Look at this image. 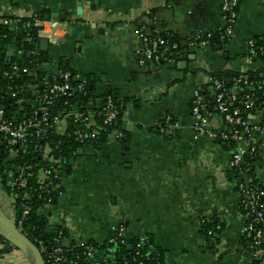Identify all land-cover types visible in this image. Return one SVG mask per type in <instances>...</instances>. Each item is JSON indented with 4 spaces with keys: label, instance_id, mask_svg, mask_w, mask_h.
<instances>
[{
    "label": "crops",
    "instance_id": "obj_1",
    "mask_svg": "<svg viewBox=\"0 0 264 264\" xmlns=\"http://www.w3.org/2000/svg\"><path fill=\"white\" fill-rule=\"evenodd\" d=\"M221 1L0 0V19L13 20L5 57L15 56L24 41V35L17 39V21L22 27L21 19L42 10L62 21L66 32L57 44L38 43L40 78L64 67L86 82L95 107L108 94L127 99L118 125L124 138L79 148L60 177L61 195L39 208L48 233L61 227L69 243L103 244L124 225L128 239L148 236L167 264H254L242 237L240 196L228 172L230 151L217 138L194 131L190 98L201 87L210 110L213 93L206 79L211 73L262 69L260 59L248 64L246 57L249 39L264 42V0H239L232 37L221 48L184 47L170 62H137L139 26L185 42L220 25ZM209 112L211 126L222 130L214 105ZM258 116L259 111L249 114L252 120ZM259 153L253 180L264 188V148ZM237 178L249 180L244 174ZM5 198L7 208L0 204V217L12 219ZM203 218L220 229L204 234ZM0 264L33 262L12 248L0 255Z\"/></svg>",
    "mask_w": 264,
    "mask_h": 264
},
{
    "label": "built area",
    "instance_id": "obj_2",
    "mask_svg": "<svg viewBox=\"0 0 264 264\" xmlns=\"http://www.w3.org/2000/svg\"><path fill=\"white\" fill-rule=\"evenodd\" d=\"M238 5L239 0H222L220 25L214 31L203 35H193L181 43L168 40L159 29L149 34L143 26H140L136 29V35L140 40L138 65L170 62L173 56L179 53L181 45L189 48L208 46L214 37L223 44L227 43L233 34ZM29 18L30 20L22 23L24 41H30L32 36H35L39 42L45 40L49 44H57L66 32V26L57 17L41 18L34 12ZM12 23V19H0V25L8 26L9 29ZM31 27L36 28L35 34L30 32ZM247 46V63L252 64L256 59H260L264 68V58H260V55H264V48L256 47L255 39H249ZM20 70L23 73L28 72L26 67L20 68L17 63H13L11 71L4 70L2 74L11 78ZM246 72L235 79L236 83L242 84L240 90L252 89L256 83L248 79ZM29 74L37 73L30 70ZM206 80L213 93L215 111L224 128L216 131L211 126L212 115L205 102L203 89L198 86L192 90L190 98L191 114L194 119L193 129L196 133L217 138L230 151L228 170L249 177L248 182L235 179L233 186L240 196L239 210L244 218L242 237L245 246L250 251L254 264H264V200H262L264 188L253 180L250 165L244 157L247 153L250 158H253L257 155L258 149L264 147V116L261 114L262 110H259L258 119L252 120L243 115L242 107H245L249 114L256 113L253 112L255 103L250 94L244 93L241 98H238L235 94H228L222 79L208 76ZM39 83H42L41 88L38 87ZM24 89L25 92L32 91L26 99L25 96L20 97L17 94ZM9 97L16 103L10 115L7 114L4 105L0 104V164H2L0 189L10 202L14 224L26 236L29 231L24 228L23 223L31 209L29 206L22 205L18 218L15 217L14 208L18 195L13 193V190L27 188L29 178L36 172L37 185H30L29 191L31 189L37 199H41L43 205L53 203L54 197L62 193L60 177L65 172V160L53 155L51 145L46 141V132L53 129L60 135L72 134L79 143L92 145L100 135V126H97L95 118L100 116L103 126L116 123L118 118L121 119L123 116L120 112L124 110V99L108 94L104 97L100 109H97L93 105L92 95L86 82L77 80L69 70L62 68L47 77L43 76L38 81L27 84L20 91L10 92ZM24 102L32 103L31 112L25 109ZM69 121L81 123L84 127L81 130H73L72 133L67 132ZM166 122L172 125L169 116ZM123 138L124 132L119 127L112 126L105 140L121 141ZM35 159L47 161L48 165L37 167L39 163L32 162ZM24 197L28 198L27 192ZM207 222L205 218L201 220L202 224ZM214 228L219 230L220 226L216 224ZM213 233L212 229L207 231L208 236ZM67 239L66 231L61 227L49 238H44L43 234L39 239L34 238L39 244L38 249L41 254H45V264H116L113 257L118 246L129 244L124 225H118L113 230L105 245L96 242L69 243ZM133 246L135 255H138L144 247L147 252L155 250L146 235L137 237ZM0 247H2L1 243ZM137 264L143 263L138 261Z\"/></svg>",
    "mask_w": 264,
    "mask_h": 264
},
{
    "label": "trees",
    "instance_id": "obj_3",
    "mask_svg": "<svg viewBox=\"0 0 264 264\" xmlns=\"http://www.w3.org/2000/svg\"><path fill=\"white\" fill-rule=\"evenodd\" d=\"M37 14V17L45 18L46 16L43 14L42 10L35 11ZM49 15H47V18ZM26 20H30L29 17H25L21 19V22L23 23ZM140 27V26H139ZM30 32L32 34L36 33V28L31 27ZM168 40H174L181 43L182 40L179 38L172 36L171 34H165L163 33ZM13 41V33L8 28V26L0 25V104H3L6 108L7 114L10 115V112L15 107L16 103L14 99H11L9 97L10 92L12 91H20L23 88L26 87L27 84L36 82L40 79V76H42V72L40 71L36 75L29 74L30 70L34 69L37 65V62L42 57V51L39 50L38 43L39 40L35 38V36H32L30 41H22L20 45L18 46L17 54L13 57H5L3 48L6 44H9ZM221 42L218 41L216 37H214L211 41V46L214 48H221L222 47ZM255 46L260 47L262 46L264 48V42L260 39H255ZM184 48V45H181L179 47V52ZM20 57V58H18ZM260 58H264V55H260ZM13 63H17L20 68L26 67L28 69L27 73H23L21 70L18 74H13L11 78L5 77L2 72L4 70L11 71V66ZM63 70L67 69L64 67H61ZM264 69H259L257 71H247L245 74L248 76V79L256 81L254 87L252 89L245 88L240 90V87L242 86L241 83H236L235 79L241 75V73L238 72H232V71H225V72H216L211 73L209 76H213L219 79H222L224 81V87L226 88L228 94H235L238 98H241L244 93H248L251 96V99L255 103V109L253 112H257L259 110L261 111V114L264 116V85L262 84L263 79V73ZM262 74V75H261ZM227 79H230V82H227ZM207 90H208V84H206ZM244 88V87H243ZM206 90V92H207ZM210 92V90H209ZM17 94L21 97L25 94V89L22 92H17ZM206 94V93H205ZM211 99V98H210ZM75 102L78 103L77 99H75ZM32 104V103H31ZM31 104H26L25 102L23 105L25 106V109H27L29 112H31ZM127 104V99H124V110H122L120 113L123 115L125 108ZM211 104V103H209ZM213 106V105H212ZM212 106L209 111H212ZM242 107V106H241ZM209 109V107H208ZM243 115L248 118L249 117V111L245 108H241ZM97 126L99 127L100 135L98 138L95 139V142L92 144V146L99 148L100 145L105 141L106 135L109 131V129L112 126L118 127L120 118H118V121L116 123H112V125L109 126H103L102 120L100 116H97L95 118ZM84 127L81 123H72L71 121L68 122L67 132L72 133L73 130H81ZM157 131L163 132V127H157ZM162 130V131H161ZM47 142L50 143L52 153L55 157H61L64 161V171L67 173L68 167V160L73 156L74 153L78 151L79 148H83L87 144L79 143L75 137L71 134L68 136L67 134L60 135L56 133L53 129H49V131L46 132ZM264 148V147H261ZM260 148L258 149L257 155L253 158H250L247 153H245L244 157L247 163L250 165V171L251 174H253V170L255 168V165L259 161L260 156ZM33 163H39L37 167H46L48 165L47 161H40L38 159H35V161H32ZM2 164H0V167ZM37 167L35 169H37ZM234 179H237L239 177V174L233 171H228ZM252 183V182H251ZM30 185H37L36 184V172H34V175L29 178V186L25 189H14L13 193L17 194V201L15 203V217L18 218L19 212L22 211L21 207L22 205L29 206L31 211L27 215L26 219L24 220L23 226L24 228L29 231V234H26V237L39 248L38 242L34 240V238L39 239L41 235H44V238L51 237L52 234H49L46 231V222L44 218L39 214L38 210L43 205V202L41 199H37V197L34 195L33 191L30 188ZM10 192V191H9ZM27 192L28 198H25L24 195ZM29 192H31L29 194ZM58 197H54L53 203L56 202ZM264 200V198H262ZM209 229H212L213 232H215L214 225L210 222H207L206 224H203L202 230L204 234L207 235V231ZM135 239H128L129 244L131 245V248H128V245H119L113 260L116 262V264H137L138 261H141L143 264H163L164 263V252L161 249H155L153 252H147L145 249L146 247L142 248L139 251L138 255H135V249L133 246V243L135 242ZM0 255L7 253L12 248H14L7 240H5L3 237H0ZM106 243V242H105ZM103 243V245H105ZM42 257L45 260V254L42 253Z\"/></svg>",
    "mask_w": 264,
    "mask_h": 264
},
{
    "label": "water",
    "instance_id": "obj_4",
    "mask_svg": "<svg viewBox=\"0 0 264 264\" xmlns=\"http://www.w3.org/2000/svg\"><path fill=\"white\" fill-rule=\"evenodd\" d=\"M16 25L18 27L16 30L17 39L21 40L24 35V30L20 26L19 21H17ZM40 43L43 44V46H47V42L45 40L40 41ZM38 70V68L32 69L34 73H37ZM227 82H230V79H227ZM38 87L41 88L42 83H39ZM31 94L32 91L26 90V97H29ZM101 106L102 99H97L96 108L100 109ZM0 236L7 240L14 248L20 250L24 255L28 256L32 260L33 264H45L38 247L18 230L13 222V219L4 215L0 217ZM128 248H131L130 244H128Z\"/></svg>",
    "mask_w": 264,
    "mask_h": 264
},
{
    "label": "rangeland",
    "instance_id": "obj_5",
    "mask_svg": "<svg viewBox=\"0 0 264 264\" xmlns=\"http://www.w3.org/2000/svg\"><path fill=\"white\" fill-rule=\"evenodd\" d=\"M0 177H1V175H0ZM0 193H1L2 195H4V194L2 193L1 190H0ZM5 196H6V195H4V198L2 197V199L0 200V204H1L2 207H6V206H5L6 203H4V202H6L7 199L5 198ZM6 197H7V196H6ZM6 208H7V207H6ZM8 215H10V216L12 217V215H13L12 211H11V212L8 211ZM3 263H8V262L5 261V262H3Z\"/></svg>",
    "mask_w": 264,
    "mask_h": 264
}]
</instances>
